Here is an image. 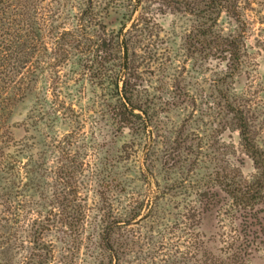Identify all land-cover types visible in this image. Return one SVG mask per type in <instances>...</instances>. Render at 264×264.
<instances>
[{"label": "rangeland", "instance_id": "374dc122", "mask_svg": "<svg viewBox=\"0 0 264 264\" xmlns=\"http://www.w3.org/2000/svg\"><path fill=\"white\" fill-rule=\"evenodd\" d=\"M214 1L0 0V264H264V0Z\"/></svg>", "mask_w": 264, "mask_h": 264}, {"label": "trees", "instance_id": "16d2710c", "mask_svg": "<svg viewBox=\"0 0 264 264\" xmlns=\"http://www.w3.org/2000/svg\"><path fill=\"white\" fill-rule=\"evenodd\" d=\"M211 7H212V10L213 9H216V11L215 12L207 11V12H209V16L210 15L213 16L212 19H213V22L214 23L212 22L213 25L210 28H205V27L199 28V30L197 31V34L195 35L196 38H199V37L205 38L207 36H210V34L212 33V30L214 28V24L217 22V19H218L220 13L223 10H225L230 15V17H232L235 20L236 23H240V16H239V14L236 11L229 12V9L224 8V7H221V5L219 3V0L218 1H214V3H212ZM207 12L205 11L204 14L207 13ZM22 14H24V13H22ZM18 16H23V15L20 14ZM25 27H26V25H25ZM1 28L2 27H0V38L4 36L3 33H2V31H1ZM17 32L19 33V34H17V36L19 35V37L17 38V41L20 40V38L23 39V36L24 35H20V31L19 30H17ZM243 32L244 31H242L241 35H239L237 37H234V36H228V37L217 36L216 37V40L214 42V44H215L214 46L218 50V53L221 54V55H223L225 58H228L227 59L228 64H229L228 65L229 66L228 69L230 71H235L237 69V66L240 63L241 43H240L239 37L242 36ZM30 33L31 34H34L33 31H30ZM5 34H7L8 36L10 35L8 33H5ZM32 40H34L33 39V36L30 38L29 41L32 42ZM6 42H7V40L4 39L0 43H1V45H4L2 43H6ZM20 45H22V44H20ZM30 45L34 49L33 43H29L28 42L27 45H26V41H25L23 47H25V46L29 47ZM8 50H11V49L8 48ZM124 53L127 54V48L124 49ZM6 58H7V56H5L4 54L0 53V70H3V69H6L7 68L5 62H7L8 60H6ZM23 67L24 66L22 65V62H16V63H12V64L9 62V68L11 69L10 70L11 73L18 72V70L19 69L21 70ZM122 69H123L124 73H121L120 75L117 76L118 81L121 78V76H122V78L124 76H126L125 73H127V70H128L126 67H124ZM10 72H8V73L11 74ZM0 75L1 76H4V75H2V73H0ZM0 78H2V79H0L1 81L6 80L8 82V80H9L6 76H5V79H4V77H0ZM122 84H123V87H122V89L120 91V99L122 100V106L125 109V111L127 110L130 113V115H132V113L135 110H138L139 107L133 105V102H134L135 98L132 95V92L130 90H128L127 83L125 81V78H124V81L122 82ZM14 96H17V95L14 93ZM0 104H1V101H0ZM2 110H3V107L0 106V112ZM138 111H141V110H138ZM124 116H127V114L124 115ZM135 116H138V115H135ZM123 120H126L125 117H124ZM238 120L242 124V125H240L239 128H240V133H241L242 139H243L244 144H245V148L247 150H253V147L251 145V141L249 139V131L247 132L245 130V127L247 126L246 125V121L242 117H238ZM2 123H3V121L0 120V136H1L0 137V140L3 139V142H4V143L3 142L0 143V144H2V146L0 147V173L1 174H4V175H7L10 172H13L14 175L12 176V178L10 177V179L11 180L14 179L15 182H17L16 180L18 178V173L15 170V166L17 165V161L15 159L16 156L13 157L12 156V152H10V147H9L10 146L9 145L10 143L9 144L8 143L6 144L5 139H8V138L4 135L5 133L3 132V129H2ZM3 135H4V137H3ZM252 154H253L254 159L257 158V157L254 156L253 151H252ZM262 162H264V161H262ZM263 171H264V168H263ZM16 184L17 183H15V185ZM7 241H8L7 238L4 237V235H2L0 233V263H1V258L3 257V254H4L3 253L4 246L7 244L6 243Z\"/></svg>", "mask_w": 264, "mask_h": 264}]
</instances>
